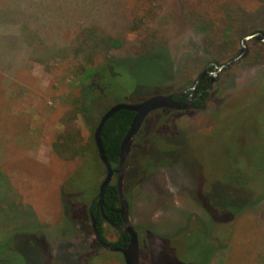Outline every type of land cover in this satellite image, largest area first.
<instances>
[{
  "label": "rangeland",
  "instance_id": "1",
  "mask_svg": "<svg viewBox=\"0 0 264 264\" xmlns=\"http://www.w3.org/2000/svg\"><path fill=\"white\" fill-rule=\"evenodd\" d=\"M254 30L264 31V0H0V242H9L15 264H81L94 251L88 209L103 169L51 147L78 96L75 67L127 57L147 41L167 49L177 83L188 56H215L206 37L222 43ZM261 55L259 64L239 60L217 74L203 109L173 114L172 129L155 135L168 151L149 157L147 143L135 154L143 164L127 174L126 190L140 264H264V197L250 206L264 193ZM145 64L132 77L116 75L101 113L172 93L169 73ZM148 116L141 140L150 143ZM74 121L85 149L89 133ZM101 226L116 242V230ZM24 230L35 232L20 237ZM103 256L95 264H124L120 253Z\"/></svg>",
  "mask_w": 264,
  "mask_h": 264
},
{
  "label": "trees",
  "instance_id": "2",
  "mask_svg": "<svg viewBox=\"0 0 264 264\" xmlns=\"http://www.w3.org/2000/svg\"><path fill=\"white\" fill-rule=\"evenodd\" d=\"M142 20L143 17H138V18L135 17L134 19V21H136L137 23H142ZM137 27L138 24L136 23L132 24L130 30L135 31ZM255 32H262L264 34L263 30H254L251 31L250 34H253ZM244 36L246 35L243 34L242 37H238L232 40L228 39L222 43H212L210 41V38L206 37L204 39V44H206V46H213V49L215 51L214 53L215 56H213L214 58L212 57L209 60L201 59L199 61L197 60L198 59L197 55L192 54L193 56L191 55L188 56L190 67L184 68L182 66L181 70L183 69V71L181 73V78L180 81L177 83L174 82V78H173L174 68L167 49L164 47L163 48L160 47L158 49L153 48L154 46L152 47V44H150L147 41H141L140 46L136 50V53L129 55L127 57H117L111 55V56L103 57L102 60L93 67H85V66L75 67L74 69L76 71L73 72V76L72 78H70L71 79L70 86L73 88H79L77 89L78 96L72 97L71 101H69V106L71 109L66 114V116L61 119L60 124L63 126V129L58 134L56 138L57 141L52 143L51 146L53 149L56 150L54 153L58 156L65 153L69 157L68 159L82 157L81 159L83 160L85 159L86 156H91L95 160H97L98 163L101 165L100 167H102L105 176V169L98 158L93 135L95 128L97 127L99 118L105 112V111L102 113L100 112V108H101L100 105L102 106L103 102L111 96L112 94L111 91L114 85H116L114 82L116 75L120 73H126L129 77H132L131 70L138 63L145 61L148 63L145 65L151 68V70L155 74L160 73L161 71L168 72L169 79H166V82L172 83L173 85L172 92L179 93L187 88H190L192 86L193 80L205 70L208 64H210L209 71L212 72L215 70L212 64H216L217 66H220L227 63L229 60L234 59L239 53V50L237 49L235 50V47L237 46L240 49V41ZM250 45L257 46L258 47L257 51H251ZM246 47L248 53L247 55H245L244 58L240 59L241 61L248 60L249 61L248 63H250L251 61V63L253 64H259L260 62H262L261 53H264L263 43L256 40H251L246 43ZM227 50L230 51L227 52V54L230 53L228 56L222 58L220 55H217L226 52ZM236 63L237 62H235L234 64ZM226 70L227 68H225L223 71ZM146 81H148L149 83L152 82L149 79H147ZM209 87H210V76H204L198 83L195 89V93L203 92L202 97L203 99L206 100L209 96V91H208ZM195 106L201 107V101L198 100L195 103ZM180 112L182 113L184 111L175 112V111L160 109L151 113L148 116L149 118L153 119L155 122L153 127L150 128L149 135L151 134L152 136L150 143L148 142V140L150 139L141 140V136H143V133L146 130L147 125L149 124L148 120L144 121L143 126L140 129V132L135 136L132 150L129 155L130 166L124 178L123 194L127 200H128V196H127L126 188H129L131 186L130 183H128L127 174L129 173L131 168L134 171L137 168V157H135V154L137 152H141L142 148L146 146L147 143L149 148L148 150L150 153L149 157H152V154H161L162 152L168 151L169 149L168 144H166L162 148H159L157 146L158 142H155V137L160 135L161 136L165 135L168 132V130H170L168 128L172 129L174 125L172 123V116L174 113H180ZM78 116L80 117L83 126L86 128V130L89 133L90 139L88 146L85 147V149L79 146V140H82L83 138L80 133V130L78 128L76 129L75 124H73L75 122L74 120H76ZM133 116L134 114L132 112L121 110L116 114H114L109 120L106 121L100 132L101 145L103 147L105 156L113 169H117L118 167L119 160L117 157V152L125 134L129 129ZM71 122L73 125L72 128L68 127ZM139 145H142V147H139ZM235 179H239V177L236 175ZM102 180L103 179H101V181ZM101 181H99L98 188ZM116 184H117L116 175H114L113 180L106 187L104 191L103 205L101 210H103L104 216L109 220L110 223L116 226H121L122 220L119 214V198H118ZM98 188L94 190L93 192L94 198L89 206V209L92 211H94V206L95 208L97 207L96 209H100V207L97 206ZM240 189L243 188L240 187ZM263 197H264V193L259 197L258 200L250 204V206H253L256 203H258ZM66 202L69 203V200H66ZM87 220L90 223L89 216ZM101 225L102 222L101 220H99V216H98V218L96 219V228L101 241L114 248H122L127 245L128 236L125 235H121L120 239L117 242L114 243L107 242V240L104 238ZM88 228L89 231H92L91 224L90 226L88 225ZM33 232H35V230H33ZM33 232L24 230L23 232L24 234H20V237L23 238L30 237L31 235L29 234ZM7 243L9 242L8 241L0 242V264H15V261H13V259H15V255L14 253H11L6 249ZM92 245H94V240ZM93 252L90 251L88 252L87 250L86 251L87 255L83 257L81 264H92V263L95 264L96 262H99V258L101 255H104L103 257H105L106 254H111L108 252H102L100 256L97 258L94 256ZM19 264H23V263L20 262ZM45 264H50V263L45 262ZM74 264H79V262L75 261Z\"/></svg>",
  "mask_w": 264,
  "mask_h": 264
},
{
  "label": "water",
  "instance_id": "3",
  "mask_svg": "<svg viewBox=\"0 0 264 264\" xmlns=\"http://www.w3.org/2000/svg\"><path fill=\"white\" fill-rule=\"evenodd\" d=\"M251 40H256L264 44V34L262 32H255L253 34L244 36L240 41V51L234 59L229 60L227 63L220 65V66H217L216 64H212L215 70L211 72L208 70V68H206L199 76H197L193 80L192 86L190 88H187L179 93H173V94H168V95H153L138 103L115 104L109 107L99 118L97 127L95 128V131H94L93 138H94V143L96 146L98 158L105 169V176L103 180L101 181L99 188H98L97 206L102 208L104 191L106 187L113 180L114 175H116V183H117L116 187H117L118 198H119V214L121 216L122 225L116 226L110 223L109 221L107 222L117 232L127 235L128 243L125 247L114 248L102 242L99 238V234L96 228V221L93 217H91L90 219L91 220V230L93 233L94 240L98 241L104 250L108 252L120 253L124 264H140V259H139L140 247L138 243V236H137V233L133 227V224L129 216L128 200L123 194L124 178H125L127 169L129 167V153L131 151V146H132L135 136L141 129L146 117L149 114L157 110H160V109H167V110H172V111L193 110L194 107L192 106V101H193L192 95L198 83L200 82V80L204 76H211V80H210V90H211V87H212L211 85L214 82L217 74H219L225 68L230 67L235 62L245 57L247 53L246 43ZM186 94H188L187 99L185 101H181L180 99ZM174 98H176V100H174ZM204 107H205V103L203 102L200 109H203ZM121 110L132 112L134 116L129 126V129L127 133L125 134L119 146L118 152H117V157L119 160L118 167L117 169H113L111 165L109 164L105 156L103 147L101 145L100 132L104 124L106 123V121L109 120L114 114H116L117 112Z\"/></svg>",
  "mask_w": 264,
  "mask_h": 264
},
{
  "label": "flooded vegetation",
  "instance_id": "4",
  "mask_svg": "<svg viewBox=\"0 0 264 264\" xmlns=\"http://www.w3.org/2000/svg\"><path fill=\"white\" fill-rule=\"evenodd\" d=\"M206 68H208V70H209V68H210V64H208V66L206 67ZM205 68V69H206ZM210 80H211V76H210ZM216 81V78H215V80H214V82ZM214 82L212 83V85L214 84ZM211 85V86H212ZM212 88V87H211ZM208 91H210V87H209V89H208ZM174 92H172L171 94H173ZM202 93L203 92H199V93H195V91H194V93H193V95H192V99H193V101H192V106L194 107V109L192 110V111H194V110H199L200 109V106L199 107H197V106H195V103L199 100V101H201V106H202V104H203V102L205 103V99H203V97H202ZM187 97H188V94H186L185 96H183L180 100L181 101H185L186 99H187ZM174 100H176V98H174ZM163 110H167V109H163ZM169 111H172V110H169ZM175 112H179V111H175ZM143 126V125H142ZM142 128V127H141ZM139 132H140V130H139ZM138 132V133H139ZM137 133V134H138ZM134 140H135V138H134ZM134 140H133V142H134ZM137 144V143H136ZM132 146H133V143H132ZM132 146H131V150H132ZM139 147H142V145H139ZM131 152V151H130ZM129 155H130V153H129ZM139 161H140V158H139ZM142 159H141V162H139V163H137V166H139V165H141L142 166ZM129 166H130V162H129ZM129 168V167H128ZM127 171H128V169H127ZM97 208V207H96ZM95 208V206H94V211H92V210H88V216H89V219H91V217H93L94 219H95V221H96V219L98 218V216H99V220H101V222H102V224H107L108 226H110V227H112L107 221H109L105 216H104V213H103V210H101V208L100 209H96ZM192 222H193V219H192ZM90 224H91V220H90ZM113 228V227H112ZM117 232V231H116ZM118 233V237H117V240H116V242L120 239V237H121V235H125V234H122V233H119V232H117ZM125 236H127V235H125ZM101 240V239H100ZM103 242V241H102ZM108 242V241H107ZM93 250H94V256L95 257H98V254L99 253H102V252H108V251H106V250H104L103 248H102V246H101V244L98 242V241H96V240H94V245H93ZM108 253H115V252H108Z\"/></svg>",
  "mask_w": 264,
  "mask_h": 264
},
{
  "label": "crops",
  "instance_id": "5",
  "mask_svg": "<svg viewBox=\"0 0 264 264\" xmlns=\"http://www.w3.org/2000/svg\"><path fill=\"white\" fill-rule=\"evenodd\" d=\"M2 121V120H1ZM36 150V149H35ZM35 150H33L32 152L28 151V154L30 155H33L35 153ZM38 150V149H37ZM27 152V149L25 150Z\"/></svg>",
  "mask_w": 264,
  "mask_h": 264
}]
</instances>
